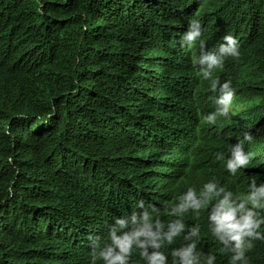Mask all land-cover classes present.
I'll return each instance as SVG.
<instances>
[{"label":"trees","instance_id":"1","mask_svg":"<svg viewBox=\"0 0 264 264\" xmlns=\"http://www.w3.org/2000/svg\"><path fill=\"white\" fill-rule=\"evenodd\" d=\"M195 15L208 50L232 34L241 52L214 73L232 81L236 113L211 125L199 48L180 44ZM242 131L252 158L230 177L215 154ZM250 177L264 180V0H0V264H91L90 237L138 201L167 226L165 205L188 188L242 195ZM208 210L178 218L200 230L198 252L229 264ZM184 243L163 245L168 264ZM246 260L264 264V241ZM129 264H145L139 250Z\"/></svg>","mask_w":264,"mask_h":264},{"label":"clouds","instance_id":"2","mask_svg":"<svg viewBox=\"0 0 264 264\" xmlns=\"http://www.w3.org/2000/svg\"><path fill=\"white\" fill-rule=\"evenodd\" d=\"M206 31L195 15L189 21L187 32L181 36L180 44L188 49L199 48L198 53L193 51L190 59L200 82H208L215 93V109L203 117L211 125L227 115L236 95L232 81L214 78V73L222 69L228 59H239L241 52L232 34H225L217 48L208 50L203 39ZM240 136L241 139L228 147L227 156L224 152L215 154L216 160L222 162L230 177H237L248 167L252 158V153L244 149L245 142L251 143L252 135L242 131ZM136 207L140 211L115 218L108 226L105 237H90L91 264L98 261L100 264H129L133 249L139 250L145 264H168V257L161 249L164 244L171 245L180 236H183L185 243L172 249V264H216L215 255H203L197 250L200 230L195 226L186 230L185 224L178 218L189 211L199 213L202 209H209L208 230L230 253L229 264H247L246 252L255 246V241H264V233L260 231L264 226V180L258 182L254 177L249 178L242 195L226 190L214 181L204 183L199 192L188 188L174 206L168 208L165 205L167 214L177 217L167 226L158 218L159 210L154 206H146L140 200Z\"/></svg>","mask_w":264,"mask_h":264},{"label":"rangeland","instance_id":"3","mask_svg":"<svg viewBox=\"0 0 264 264\" xmlns=\"http://www.w3.org/2000/svg\"><path fill=\"white\" fill-rule=\"evenodd\" d=\"M236 112L233 110L232 107L229 108L228 110V114L231 115V114H235Z\"/></svg>","mask_w":264,"mask_h":264}]
</instances>
